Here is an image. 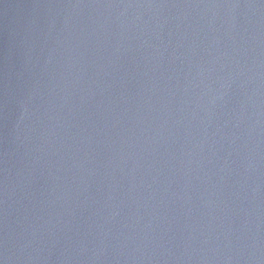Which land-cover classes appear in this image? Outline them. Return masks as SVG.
Returning <instances> with one entry per match:
<instances>
[{
	"label": "water",
	"instance_id": "95a60500",
	"mask_svg": "<svg viewBox=\"0 0 264 264\" xmlns=\"http://www.w3.org/2000/svg\"><path fill=\"white\" fill-rule=\"evenodd\" d=\"M0 264H264V0H0Z\"/></svg>",
	"mask_w": 264,
	"mask_h": 264
}]
</instances>
